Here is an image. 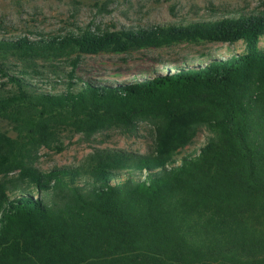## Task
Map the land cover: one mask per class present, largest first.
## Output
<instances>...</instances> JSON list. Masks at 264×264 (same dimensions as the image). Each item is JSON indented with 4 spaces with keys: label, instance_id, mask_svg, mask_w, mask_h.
<instances>
[{
    "label": "trees",
    "instance_id": "1",
    "mask_svg": "<svg viewBox=\"0 0 264 264\" xmlns=\"http://www.w3.org/2000/svg\"><path fill=\"white\" fill-rule=\"evenodd\" d=\"M263 39L264 11L0 39V122L16 132L0 130V264H264ZM202 42L234 51L124 83L77 75L83 55ZM144 124L146 154L37 166L65 129L91 139ZM203 128L206 144L178 158Z\"/></svg>",
    "mask_w": 264,
    "mask_h": 264
},
{
    "label": "rangeland",
    "instance_id": "2",
    "mask_svg": "<svg viewBox=\"0 0 264 264\" xmlns=\"http://www.w3.org/2000/svg\"><path fill=\"white\" fill-rule=\"evenodd\" d=\"M263 11L264 0H0V39L37 38L80 30L115 31ZM241 50L240 46L236 48ZM233 51L226 44L202 42L131 54L83 55L77 75L96 83H124L165 67L181 65L184 60H200L206 54L228 55ZM57 90H62V85ZM0 130L10 137L16 136L14 126L7 121L0 122ZM151 132V126L144 124L135 135L115 129L87 139L65 129L58 135V142L41 150L37 166L43 170L75 166L95 148L146 154L153 145ZM209 137L210 132L201 129L194 142L179 152L178 158L198 152Z\"/></svg>",
    "mask_w": 264,
    "mask_h": 264
}]
</instances>
